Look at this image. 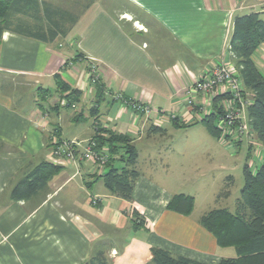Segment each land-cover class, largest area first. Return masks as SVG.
Here are the masks:
<instances>
[{"label": "crops", "instance_id": "1", "mask_svg": "<svg viewBox=\"0 0 264 264\" xmlns=\"http://www.w3.org/2000/svg\"><path fill=\"white\" fill-rule=\"evenodd\" d=\"M126 1L151 14L177 47H169L164 41L159 44L150 38L148 31L142 32L141 24L136 21L134 33L128 32L123 22H132L130 14L116 17L99 0L91 4L65 39L45 44L10 32L2 36V69L27 75L38 85L36 89L51 93L42 102L37 95L35 108L21 112L0 100V144L14 151L13 159H9L16 174L12 187L27 169L42 161L63 169L31 200L15 203L9 198V204L2 208L3 231L12 226L18 227L20 233L11 237L14 245L3 250L0 264H82L89 253L80 255L76 244L80 247L79 242L91 240L129 242L127 250L131 255L119 258L115 264L133 260L147 262L138 253L147 252L146 256L151 258L153 247L203 264L237 258L234 248L218 246L215 237L201 225V218L168 210L169 202L177 194L174 189L191 183L186 179L203 170L199 151L204 149L203 154H208L209 161H213L208 153L213 137L196 142L190 138L174 140L173 136L180 130L203 125L201 120L214 112L215 98L223 95L203 99L195 94L196 105L192 106L187 91L222 62L235 66L229 46L233 19L253 13L264 18V0H187L177 7L171 6L170 11L146 2L154 0ZM182 11H185L183 16ZM189 19L192 25L187 22ZM203 19L206 21L201 24ZM253 59L264 75V43ZM92 73L105 86L103 95L91 83ZM56 74L82 93L76 108L70 107L75 110L71 117L62 113L66 107L56 110L52 107L59 101ZM117 93L148 105L151 112L135 116L113 98ZM201 101L205 102L203 112L198 105ZM117 102L120 106L116 114L107 113L105 120H101V105L113 106ZM220 102L222 105L225 100ZM43 103L56 113L57 119H50ZM92 117V134L84 137L79 123ZM70 123L77 125L70 126L73 132L67 137L63 129ZM97 127L126 135L136 149L134 167L139 177L132 201L109 192L90 162L79 158L75 161L53 159L52 150L58 140L86 142L95 137ZM75 129L78 131L74 132ZM248 145L250 149L249 141ZM195 146L199 151L188 149ZM190 152L194 153L190 155ZM115 165L123 166L119 162ZM95 198L99 200L97 205L93 204ZM135 210L143 222L137 229L132 227Z\"/></svg>", "mask_w": 264, "mask_h": 264}, {"label": "trees", "instance_id": "2", "mask_svg": "<svg viewBox=\"0 0 264 264\" xmlns=\"http://www.w3.org/2000/svg\"><path fill=\"white\" fill-rule=\"evenodd\" d=\"M26 19V20H25ZM79 19L69 12L40 0H0V41L5 32L13 33L27 39L50 44L58 39H65ZM73 25L67 29L65 25ZM264 43V18L257 13L235 16L230 38V52L235 67L240 75L245 97L250 99L248 121L253 136L264 149V75L256 66L253 55ZM56 93L59 101L54 109L66 108L81 102L82 93L73 88L60 76H54ZM99 80V79H97ZM43 91L50 96L49 90ZM99 95L105 92V86L95 83ZM114 98V97H113ZM229 99V95L216 97L214 110L222 113L225 107L221 100ZM98 104V103H97ZM96 108V107H95ZM217 114L212 113L201 120L207 130L219 138L221 128L216 125ZM95 139L100 148L108 147L110 160L105 174L99 178L113 195L132 201V194L139 173L135 170L137 152L126 135L116 134L106 128L97 127ZM252 146L249 149L251 157ZM115 162L123 166H116ZM61 166L42 161L27 169L23 178L13 187L10 200L18 203L29 201L47 188L49 181L62 171ZM244 186L236 211L214 209L201 218V225L216 239L222 248L232 247L236 250V259H223L219 264H264V157L261 165L253 171L248 163L243 170ZM222 196V195H221ZM228 197V193L223 195ZM194 200L184 194L174 196L168 204V210L188 216L193 211ZM133 229L139 228L142 221L138 211H134ZM141 222V223H139ZM150 261L133 260L120 264H203L193 259L175 256L161 248H150ZM82 264H111L105 258L96 257Z\"/></svg>", "mask_w": 264, "mask_h": 264}, {"label": "rangeland", "instance_id": "3", "mask_svg": "<svg viewBox=\"0 0 264 264\" xmlns=\"http://www.w3.org/2000/svg\"><path fill=\"white\" fill-rule=\"evenodd\" d=\"M40 1H45L59 9L67 11L80 20L81 17L87 13V10L95 0ZM99 1L110 13L116 17H120V15L122 16L125 13L130 14V17L133 19L132 22H123V26L128 30V32L131 33L133 31V25L138 22L141 24L142 32L148 31L150 38H153L159 44L164 41L165 44L169 45V47L170 45L173 48L177 47L175 42L173 45V41L168 38V34H165V31H163L160 24L156 22L151 14H147L144 10L139 9L131 2L126 0ZM146 2L149 5H154L155 8L164 7L166 11H170L172 9L171 6L177 7V5H179L181 2H187V0H181L180 2H178V0H154V2ZM185 11L181 12L182 16ZM187 14L188 12L186 11V16ZM196 21L197 19H195L194 22ZM205 21L206 19H203L200 23L203 24ZM187 22H189L191 25L193 24V21L190 19L187 20ZM186 25L189 26L188 24ZM72 26L73 25L70 23L65 25L67 29H70ZM1 53L2 48L0 45V56ZM37 86L38 85L33 78L24 74L7 73L4 69H2V66H0V100L5 103H10L12 105L11 109L18 110L19 112H21V110L28 111L30 109H34L37 103V95L46 96V93L43 91L38 92L36 89ZM39 101L42 102V99H39ZM43 105L50 112V119H57L58 116L56 113L53 110H49L47 104L43 103ZM55 106H57L56 103L52 107ZM119 106L120 104H118V102L113 106L107 105V103L102 104L99 117L101 120H105L104 118H106L107 113H110L111 116H114ZM62 107H66V105H62ZM62 110V113L68 115L69 117L75 114V110L72 108H63ZM84 111L85 115H87V110L85 109ZM92 118L83 119L82 122L79 123L81 125L79 127V131L83 133L84 137L92 134L93 130L91 128L94 121V118ZM75 125L77 124L70 123L69 126L63 129V135L68 137V135L73 132V128L70 126ZM75 131H78V129H75L74 132ZM247 134L248 138L246 136L243 137L242 140H239L238 138H232L226 141L225 131H221L218 138L216 136H212V134L210 135L203 125L195 127L193 130H180V132L174 134V140L179 141L184 138H190V140L202 142L205 139H209V137H213V145L211 146V150L208 152L209 155L213 157V161H209L210 158L208 159V154H203V147H201V149H203L202 151H199L197 146L189 147L188 149L190 150L194 149L200 152L199 160L203 170L190 175V177L186 179L190 180L191 183H184V185L178 186L174 189L177 190L178 195L184 194L185 196L193 198L194 205L193 211L191 213L193 218L200 219L207 212L214 208L228 209L231 212L235 211L236 202L238 199H240L241 190L244 186V165L248 163L251 169L255 171L261 165L262 159L264 157L263 147L261 145L258 146V142L254 136L251 135L252 133H250V131L247 132ZM248 141L252 146L251 157L249 156ZM165 142L166 141H163L162 144H166ZM138 146H140V143H138ZM13 152L12 149L4 147L0 144V215L2 213V208L9 204V198L13 189L12 186L15 183L16 174H14L15 172L13 170V161H9L10 158L13 159ZM192 153L194 152H190L189 154L192 155ZM54 159L56 161H66L65 159ZM226 193H228V197H223V195ZM177 194L175 196H177ZM31 205H33V203ZM16 233H20L18 227L9 226L5 228V231H3L0 222V261L3 259V250L12 249L11 247L14 244L10 242V239ZM116 238H118V236H116ZM128 243L129 242L127 241L119 242L118 240L115 241V243L112 240H99L95 242L92 240L88 242L81 241L79 242L80 247H78L76 244V251L82 256H85L89 253V258L87 260L96 257H103L109 263L115 264L119 258L126 259L131 255V252L127 250ZM138 254L143 256L144 259L150 261V258L146 256L147 252H139Z\"/></svg>", "mask_w": 264, "mask_h": 264}, {"label": "built area", "instance_id": "4", "mask_svg": "<svg viewBox=\"0 0 264 264\" xmlns=\"http://www.w3.org/2000/svg\"><path fill=\"white\" fill-rule=\"evenodd\" d=\"M97 79L92 73L91 83L95 84ZM187 94L190 97L188 102L192 106L196 105L193 101L195 94L201 95L203 99L216 96V94L229 95V99L225 100L223 104L224 112L218 113L215 110L213 112L217 114L216 125L226 132V141L232 138L242 140L246 136L248 138L247 132L250 131L251 133L248 121L250 99L245 97V89L235 66L222 62L203 79L196 81L187 91ZM114 98L123 104L124 109H129L135 116L148 115L151 112L148 105L126 98L121 93H117ZM62 105H67V103L63 102ZM198 105L199 110L203 112L205 102L201 101ZM72 108H76V106L73 105ZM52 155L54 158L65 159L66 161H75L79 158L90 162L95 166L100 176L105 174L110 160L108 147L100 148L95 139L86 142L60 139L54 144ZM98 202L99 200L96 198L93 200L94 205H97Z\"/></svg>", "mask_w": 264, "mask_h": 264}]
</instances>
